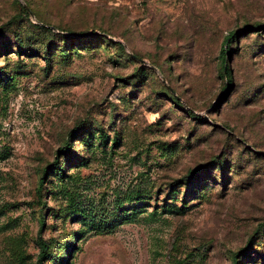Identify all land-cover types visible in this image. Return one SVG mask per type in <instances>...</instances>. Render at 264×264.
Wrapping results in <instances>:
<instances>
[{"label":"rangeland","instance_id":"obj_1","mask_svg":"<svg viewBox=\"0 0 264 264\" xmlns=\"http://www.w3.org/2000/svg\"><path fill=\"white\" fill-rule=\"evenodd\" d=\"M38 257L264 264V0H0V264Z\"/></svg>","mask_w":264,"mask_h":264},{"label":"trees","instance_id":"obj_2","mask_svg":"<svg viewBox=\"0 0 264 264\" xmlns=\"http://www.w3.org/2000/svg\"><path fill=\"white\" fill-rule=\"evenodd\" d=\"M41 26H45V25H42V24H40ZM48 25V24H47ZM45 27H47V28H49L50 26H45ZM50 28H52V27H50ZM233 37V33L231 32V33H228L225 37H224V39H223V43L225 44V42H227V41H229L231 38ZM222 50V49H221ZM224 68H225V66H224ZM224 71H225V69H224ZM41 252L42 251H44V248H45V242L42 240L41 241ZM36 264H40V257H38L37 258V260H36Z\"/></svg>","mask_w":264,"mask_h":264},{"label":"water","instance_id":"obj_3","mask_svg":"<svg viewBox=\"0 0 264 264\" xmlns=\"http://www.w3.org/2000/svg\"><path fill=\"white\" fill-rule=\"evenodd\" d=\"M26 9H27L28 13L31 14V11L28 8H26ZM40 24L45 25V26H50V25H47V24L42 23V22H40ZM50 27H52V26H50Z\"/></svg>","mask_w":264,"mask_h":264}]
</instances>
